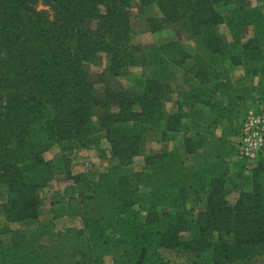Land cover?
<instances>
[{
    "label": "trees",
    "instance_id": "trees-1",
    "mask_svg": "<svg viewBox=\"0 0 264 264\" xmlns=\"http://www.w3.org/2000/svg\"><path fill=\"white\" fill-rule=\"evenodd\" d=\"M137 1L141 7L155 3L161 13L151 21L152 31L181 23L198 41L201 52L193 60L209 71L212 91L224 96L228 108L234 109L236 92L212 68L225 56L236 65L243 64L247 76L259 77L255 93L264 99V14L254 20L249 16L256 32L247 42L239 39V24L229 21L232 41L224 44L215 30L223 23L217 7L243 0ZM133 2L0 0V192L4 189L7 195L5 221L25 226L38 217L40 190L54 170L62 171L68 164L64 157L53 162L43 159L52 145L70 155L74 149L100 153L103 133L114 160L96 180L84 173L70 177L72 184L64 193L67 200L62 199L53 211V217L78 218L82 229L66 228L53 235L52 223L47 222L31 232L22 230L18 239L8 244L0 241V264H105L107 257L110 264H165L153 248L193 254L192 264H202L197 258L207 252L212 264H226L264 250L263 160L250 170L251 190L241 192L232 208L225 202L223 182L212 179L207 184L205 212L193 219L184 211L173 219L167 212L156 211L154 200L139 189L145 173L124 172L150 133L164 140L167 133L182 132L179 123L185 115L179 103L171 115L165 114L168 87L160 81L141 78L134 90L107 88L99 97L87 79L83 66L93 64L99 54L109 57L105 71L115 78L123 77L129 68L154 63L132 42L129 12ZM38 5L46 9L37 10ZM248 90H241L236 98L244 99ZM217 117L220 113L213 116L212 124ZM204 132L199 142L205 135L213 139L206 151L216 158L226 156V139L215 138L211 130ZM169 158L167 154L146 158L145 167L153 166L159 180L167 182L166 188L174 186L177 174L183 201L182 174L175 172L179 171L177 158L174 167L168 165ZM162 189L157 187L155 198L170 196ZM142 203L147 205L144 219L133 209ZM182 207L181 203L172 208ZM188 231L190 238L181 241L179 235Z\"/></svg>",
    "mask_w": 264,
    "mask_h": 264
},
{
    "label": "rangeland",
    "instance_id": "rangeland-1",
    "mask_svg": "<svg viewBox=\"0 0 264 264\" xmlns=\"http://www.w3.org/2000/svg\"><path fill=\"white\" fill-rule=\"evenodd\" d=\"M46 9L41 5L37 10ZM217 11L220 14L223 23L218 25L215 30L221 39V42L228 44L232 41L229 21L239 24V39L241 42H247L255 36L256 28L249 16L254 20L255 16L264 14V0H243L242 3H235L226 6H218ZM248 16V18L246 17ZM161 17L155 3L141 7L137 0H134L129 12V28L132 42L137 51H146L154 61L151 65L129 68L125 71L123 77H112L106 73L109 64V57L99 54L93 64H84L83 68L87 79L94 85L99 97H103L107 88H121L134 90L137 81L141 78H149L160 81L168 87L166 92V102L163 105L165 114L171 115L178 109V103L182 106L185 115L180 119V130L182 132L167 133V137L162 140L158 135L152 133L146 137L140 144L139 154L135 156L131 163L123 170L125 173H145V178L139 184L141 194H147L150 200H154L152 205L156 211H163L170 214L171 219L181 214L183 211L188 219H193L199 214L205 212V199L208 193L207 184L212 179L219 178L223 182L225 191V202L228 207H234L241 192L251 190L250 170H245L238 159V155L232 145L231 140L233 132L239 126L244 113L257 104L264 107V99L256 95L255 88L259 83V77L247 76L243 64H234L228 56L217 61L213 66L219 79L228 80L231 86H247L248 92L243 93V98L253 101V106L243 105L238 108L230 109L227 107L223 97H218L212 91V84L209 82V71L203 69L199 63L193 59L200 54L198 41L190 35L186 27L181 23H168L157 31H152L151 21ZM264 54V44L262 45ZM105 71V72H104ZM253 90V91H252ZM198 98L193 105L192 102ZM182 104V105H181ZM223 107L226 109H220ZM95 113L94 121L99 113ZM220 113L221 135L226 137L227 144L225 149L227 155L216 158L215 153L208 152L206 149L212 142L208 135L205 140L199 142L198 137L204 134L205 130H213V116ZM230 120V123L228 120ZM195 124H198L195 127ZM235 130V131H234ZM198 132V134H196ZM204 132V133H203ZM228 138V140H227ZM100 150L98 151L74 149L70 154L61 152L57 144L52 145L44 154L43 159L47 162H53L57 158L64 157L68 164H63L61 170H54L51 179L46 186L40 190V205L38 208V217L29 223L9 224L5 221L3 207L7 201V195L4 189L0 192V241L8 244L14 239H18V234L34 231L47 222L52 223L51 234H56L66 228L82 229V223L74 217H53V211L58 209V204L64 197L65 190L72 181L70 177L79 174H86L90 179L96 180L98 175L105 173L107 169L114 164L111 157L109 146L102 133L100 139ZM187 148V149H186ZM188 150L183 152V150ZM162 154L170 155L168 165L174 167V156L177 158V167L182 174V185L185 188V200H180L177 187V174L174 176V186L166 188L167 182L159 180L157 172L153 166L145 167V159L160 156ZM188 155V156H187ZM149 160V159H148ZM155 164V160H153ZM260 178L264 181V170L260 173ZM152 182V184H150ZM246 182V184H245ZM250 182V181H249ZM144 186L146 188H144ZM162 186L164 193L170 196L155 198L154 194L157 187ZM206 188V189H205ZM151 203V201H149ZM183 204L182 208H172ZM147 205L137 204L133 207L139 213L141 219H144ZM169 221H165V225ZM115 236L114 233L109 234ZM88 233H85V237ZM190 232L181 233L179 239L186 241L190 238ZM232 244V240H229ZM165 264H192L195 258L193 254L184 253L177 250H166L153 248ZM105 264H110V258H105ZM197 262L202 264H212L211 254L204 253ZM226 264H264V250L258 254L243 261H234Z\"/></svg>",
    "mask_w": 264,
    "mask_h": 264
},
{
    "label": "built area",
    "instance_id": "built-area-1",
    "mask_svg": "<svg viewBox=\"0 0 264 264\" xmlns=\"http://www.w3.org/2000/svg\"><path fill=\"white\" fill-rule=\"evenodd\" d=\"M238 159L245 170H251L259 160L264 161V107L257 104L248 109L233 136Z\"/></svg>",
    "mask_w": 264,
    "mask_h": 264
},
{
    "label": "crops",
    "instance_id": "crops-1",
    "mask_svg": "<svg viewBox=\"0 0 264 264\" xmlns=\"http://www.w3.org/2000/svg\"><path fill=\"white\" fill-rule=\"evenodd\" d=\"M246 87L247 86H232L233 90L236 92L235 93V97L232 98V105L234 106V108H238V107L243 106V105L253 106V104H252L253 101L251 99H248V98L237 99L236 98L237 93L240 92L241 90H244ZM217 94L220 95L219 92H217ZM222 97L224 98V96H222ZM224 100H226V99L224 98ZM220 119H221V117H217V122L212 124L215 127H213V130H211V132H212V134H213V136L215 138H220L221 137V138L226 139V137H224V136L221 135V130H220V128H221L220 127V124L221 123H220ZM227 140H228V138H227ZM183 152L185 153V149L183 150Z\"/></svg>",
    "mask_w": 264,
    "mask_h": 264
}]
</instances>
